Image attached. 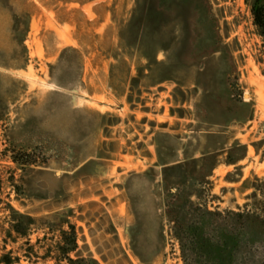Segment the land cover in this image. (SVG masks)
Here are the masks:
<instances>
[{"label":"rangeland","instance_id":"obj_1","mask_svg":"<svg viewBox=\"0 0 264 264\" xmlns=\"http://www.w3.org/2000/svg\"><path fill=\"white\" fill-rule=\"evenodd\" d=\"M160 1L0 0V254L17 264H55L43 256L65 221L100 264H183L159 154L214 155L208 208L264 214V38L248 1L171 0L168 16ZM65 47L82 56L78 80L75 62L57 66ZM13 146L42 155L19 168ZM18 214L33 219L26 237Z\"/></svg>","mask_w":264,"mask_h":264},{"label":"trees","instance_id":"obj_2","mask_svg":"<svg viewBox=\"0 0 264 264\" xmlns=\"http://www.w3.org/2000/svg\"><path fill=\"white\" fill-rule=\"evenodd\" d=\"M251 20L258 34L264 38V0H247ZM161 2V1H160ZM171 0H164L159 6L162 15L168 16ZM75 62V79L81 75L83 60L73 47L61 50L58 65ZM54 76L52 75V78ZM113 78V75L111 74ZM2 75L0 74V84ZM59 86H72L76 80L61 76L53 78ZM111 85V83H110ZM112 89L115 88L111 85ZM3 98L0 91V100ZM131 103V96H127ZM5 108L0 107L1 113ZM41 152L28 151L27 147L12 148V161L19 167L30 166L37 161ZM160 180L156 186L172 237L178 242L183 264H264V214L258 206L242 210L209 209L203 199L204 180L211 175L216 164L214 155L203 153L201 157L187 156L183 161L165 160L159 154ZM228 163L233 162L227 159ZM253 195H260L264 202V176L256 178ZM33 219L18 214L11 224V231L26 237ZM66 227L59 230L55 251L46 252L43 258L54 260L55 264H100L90 254L83 256L78 250V232L74 223L65 221ZM71 253H76L72 258ZM28 256V255H27ZM18 256L10 252L0 254V264H17ZM36 264V263H33Z\"/></svg>","mask_w":264,"mask_h":264}]
</instances>
